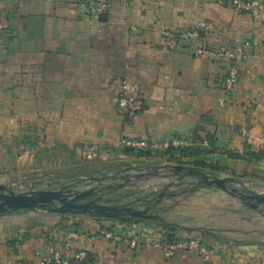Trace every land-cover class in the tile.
I'll return each instance as SVG.
<instances>
[{"label": "crops", "instance_id": "obj_1", "mask_svg": "<svg viewBox=\"0 0 264 264\" xmlns=\"http://www.w3.org/2000/svg\"><path fill=\"white\" fill-rule=\"evenodd\" d=\"M90 2L3 0L0 182H8L10 170L36 171L28 175L40 180L49 177L41 168L70 167L82 160L124 163L123 139L178 138L201 141L208 152L183 162L216 166L218 177H239L264 193V157L248 162L228 156L243 154L245 143L264 151V7L243 13L221 8L216 0H108L93 17ZM198 22L209 26L204 55L195 54V41L172 51L160 46L162 31H186ZM220 49L242 50L246 56L224 105L222 80L231 60L219 55ZM116 80L126 81L139 103L132 117L118 110ZM93 151L94 159L89 157ZM165 200L174 206L161 218L180 228L173 232L158 222L75 215H53L51 225L35 222L22 229L0 225V264H38L49 246L60 245L90 254L93 264H200L194 252L166 259L152 247L188 237L206 248L205 264H264L261 227L244 218L255 210L244 204L227 206L225 195L214 188L179 192ZM61 217L68 220L63 226L58 225ZM233 218L251 228L236 229L230 225ZM183 229L212 230L213 235L200 237ZM102 230L125 240H105L98 235ZM69 232L82 237L67 239ZM133 239L137 246L130 248Z\"/></svg>", "mask_w": 264, "mask_h": 264}, {"label": "built area", "instance_id": "obj_2", "mask_svg": "<svg viewBox=\"0 0 264 264\" xmlns=\"http://www.w3.org/2000/svg\"><path fill=\"white\" fill-rule=\"evenodd\" d=\"M107 1L108 0H91L88 13L93 17L98 16L104 11ZM2 2L3 0H0V10ZM215 4L221 8H227L236 12L252 13L264 7V0H216ZM208 30L209 26L206 22H198L190 30L177 33L162 31L160 34V46L165 50L172 51L183 43L195 41L197 42L195 54L197 56H202L207 51L208 45L206 34ZM2 33V18L0 14V36ZM218 54L224 55L231 60L227 74L222 80L223 100L220 105H224L229 101L234 91L241 72L240 64L246 56L242 50L232 53L227 50L220 49ZM114 84L117 87L116 104L118 110L122 113V115L127 114L128 117H132L139 110L138 101L130 93L126 81L116 80L114 81ZM121 146L122 148H129L133 150L162 152L169 148L187 149L193 146V142L189 139L178 138L159 142L123 139L121 141ZM96 156V151H93L90 153L89 157L95 158ZM82 179L85 178L82 177ZM7 183H10L12 187H16V184L14 183ZM98 235L105 240L114 243H120L125 240L123 237L106 230L100 231ZM81 237L82 236L77 232H69L67 234V239H79ZM136 246V239L129 242L130 248H135ZM152 247L160 251L166 259L173 257L178 252H194L199 255L200 264H205L207 260L206 248L199 242V240L193 237L177 238L175 241L170 243L156 242L152 244ZM87 260L88 254L86 252H71L67 248V245H60L49 246L45 251V254L40 258L38 264H70L71 261L85 262V264H87Z\"/></svg>", "mask_w": 264, "mask_h": 264}, {"label": "rangeland", "instance_id": "obj_3", "mask_svg": "<svg viewBox=\"0 0 264 264\" xmlns=\"http://www.w3.org/2000/svg\"><path fill=\"white\" fill-rule=\"evenodd\" d=\"M94 159V158H92ZM151 165L148 167L145 166H140L136 165L134 163H130L129 167L127 169H130L129 172L128 170H125L127 172L128 178L127 180H123L121 177L122 175L126 176L125 173L120 172L118 174L119 177H113V178H105L102 181L98 182H78L77 189L80 190H88L92 188H97V190H101V195H103V201L107 202H115L117 204H125V203H131L132 207L135 209H143L146 206L151 207L150 201L155 199V197L151 198V196L154 194L157 196L159 193H161L162 189L167 186L168 184H172L169 186L166 190L168 193H179L184 190L192 189V182L194 181H199L198 178L196 177H189V176H184V178L181 179V181H178L174 175H172V171L170 169H164L163 167L165 165H169V167L172 164H165L164 162H158V161H153ZM84 163L92 164L91 162H87L82 160V162H77L75 165L80 164L78 168H82ZM117 161H110L108 165L110 164H117ZM120 164V163H118ZM108 165H102V164H97V168H101L102 166L107 167ZM74 167V166H70ZM68 167L60 166V167H47V168H41V172L48 171L46 174L49 177L44 178V179H49L50 180V186L47 189H59L63 185L69 184L71 182L70 179H65L63 178V173L62 171L65 170ZM12 169V168H11ZM25 169V168H24ZM62 170V171H61ZM105 171V172H104ZM106 170H103L102 173L99 175L91 176L89 178L93 177H100L104 178L107 177L104 174L109 175H114V172H106ZM9 173L7 174V179L6 181L12 182L18 186H20V190L22 192H28L31 191L32 189L29 186L28 183H32L34 181H38V176L36 175L33 177V175L38 174L36 171L28 172L27 170H21L19 173L17 171H8ZM28 174H33L31 177H29ZM141 176V177H140ZM61 177V178H59ZM230 178L229 176H227ZM82 178V177H81ZM83 178H88L87 176ZM43 179V180H44ZM234 179L235 182L233 183H228L226 184V190L228 192H222L223 195H225V202H228L226 204L227 206L236 209L241 206L243 203L241 198L246 195L245 192L241 190V184H244L248 189H252L255 192H260L258 187L253 184V182H249L246 180H239L236 178ZM73 180V179H72ZM241 183V184H240ZM37 184V183H36ZM39 188L45 187V184H37ZM114 187V190L109 192V188ZM173 186V187H172ZM177 186V187H176ZM150 196V197H149ZM166 200H162V203H164ZM139 202V203H138ZM182 203V202H181ZM250 201L244 202V206L248 208V205L250 204ZM164 209H169L170 207L168 206V203H164ZM181 205V204H180ZM184 204H182L183 206ZM185 206H186V201H185ZM31 212V213H30ZM28 212H23L19 216H2L0 217V225L4 226L2 228H9V229H15V228H25L35 222L38 224L42 225H51L56 221V218L53 217V214H49L43 211H30ZM153 213L157 212V210H152ZM159 214V213H158ZM245 219L253 220L258 225L261 227V230L258 231V233L261 235L264 234V206H258L255 212L248 211L246 214H244ZM160 217H162V213H160ZM232 223H230L231 226L235 227L236 229H242V230H249L251 227H247L245 225H237L238 220L236 218L231 219ZM259 240L264 241V237L260 238Z\"/></svg>", "mask_w": 264, "mask_h": 264}, {"label": "water", "instance_id": "obj_4", "mask_svg": "<svg viewBox=\"0 0 264 264\" xmlns=\"http://www.w3.org/2000/svg\"><path fill=\"white\" fill-rule=\"evenodd\" d=\"M164 169H170L172 175L181 181L184 176L196 177L199 181L192 182V189L200 188H214L222 192H228L226 190V184L235 182L232 178L213 177L206 172L200 173L193 169H188L183 166L165 165ZM129 170L130 169H125ZM126 176L122 175L123 180H127L129 175L127 172ZM120 172H114V175L104 174L107 177H93L82 179L79 176L77 178L70 179L69 184L63 185L57 189H47L50 186L49 179H40L32 183H28L32 190L28 192H22L20 186L12 187L10 183L0 182V217L12 215L18 212H29V211H43L53 215H75V216H91L95 218L103 219H132L136 221L144 222H159L164 223L163 219L157 214L153 213L152 210L160 204L162 200L170 197L165 193L166 189L172 184H168L164 189L157 195L158 200L152 204L151 207L146 206L143 209H135L132 207L133 202L117 204L115 202L103 201V195L101 190L92 188L88 190L77 189L78 182L87 183L102 181L105 178L119 177ZM86 177V176H84ZM141 177V176H140ZM66 179V178H65ZM12 183V182H11ZM45 184V187L39 188L37 184ZM199 183L206 187H200ZM241 184V183H240ZM192 189L190 191L192 192ZM241 190L246 193L241 200L242 204L246 201L251 203L248 208L256 210L258 206H264V193L255 192L252 189H248L244 184H241ZM139 203V202H138ZM245 205V204H244Z\"/></svg>", "mask_w": 264, "mask_h": 264}, {"label": "trees", "instance_id": "obj_5", "mask_svg": "<svg viewBox=\"0 0 264 264\" xmlns=\"http://www.w3.org/2000/svg\"><path fill=\"white\" fill-rule=\"evenodd\" d=\"M123 116L125 118H128L127 114H123ZM197 140V138H196ZM209 143V141H208ZM244 148V152L243 154H229L228 156L232 159H240V160H244V161H248V162H259L263 159L264 157V151L263 150H253L247 143H245L243 145ZM208 152L205 150V148L202 146V142L201 141H197L195 144H193L192 147L187 148V149H173V148H169L165 151L162 152H150V151H140V150H133V149H129V148H122L121 150V154L127 157V161L124 163H120V164H110L109 166L105 167L102 166L101 168H97L96 165L97 164H86L84 163L82 168H78L80 166V164L74 165V167H68L65 170H61L62 173L64 174L63 177H65L66 179H72V178H77L79 176H95V175H99L100 173L103 172V170H112V171H120L122 169H127L130 165V163H134L136 165H140V166H145L148 167L149 165H151L152 163H154L153 161H158V162H164V163H168V164H172L175 166H188V169H193L197 172L203 173L206 172L209 175L213 176V177H217L219 173H221V170L219 168H217L216 166H212V165H206L202 162H183L184 159H191L193 157H197L199 155H205ZM79 165V166H78ZM233 178H235L236 176H233ZM236 179H239V177H237ZM200 187H206L203 184L199 183ZM114 187L117 186H113L112 188H109V192L114 190ZM173 187V186H172ZM177 187V186H176ZM190 190H184L181 193H190ZM165 193L168 195H172L174 193H168L167 190L165 191ZM150 197V196H149ZM154 198L153 200L150 201V203H154L158 200L157 196H155L154 194L151 196V198ZM169 197L165 198L168 199ZM151 204V206H152ZM162 201L160 202V204L158 206H156L155 208H153L154 210H157V212L155 213H159L158 215L160 216V213H165V210L163 208V206H161ZM174 205L171 206H167L170 207L169 209H171ZM20 213V212H18ZM123 219H120L119 222L121 223H128L130 222L132 219H126L127 221H122ZM68 220H66V218L61 217L59 220V226H63V224H66L65 222H67ZM158 224L165 230L167 231H176L178 229H180L177 225L175 224H165V223H159ZM74 226V225H73ZM72 230V228H66V230ZM76 230V229H74ZM185 231L187 234H200V237L203 235H213L212 234V230H206V229H200V230H182ZM210 233V234H209ZM168 241H171V236L167 237ZM176 240V239H175ZM173 240V241H175ZM70 264H85V262H75V261H71ZM87 264H93V258L90 254H88V260H87Z\"/></svg>", "mask_w": 264, "mask_h": 264}]
</instances>
